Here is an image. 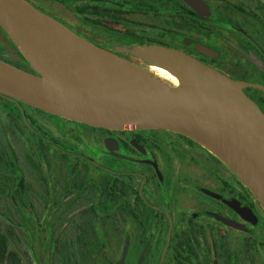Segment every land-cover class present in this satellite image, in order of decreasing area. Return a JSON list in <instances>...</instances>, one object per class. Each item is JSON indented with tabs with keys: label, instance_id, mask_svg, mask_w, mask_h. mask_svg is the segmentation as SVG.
<instances>
[{
	"label": "water",
	"instance_id": "water-1",
	"mask_svg": "<svg viewBox=\"0 0 264 264\" xmlns=\"http://www.w3.org/2000/svg\"><path fill=\"white\" fill-rule=\"evenodd\" d=\"M184 1L197 11L207 9L201 0ZM0 27L36 72L0 58L1 96L95 128L185 135L224 162L264 210V112L244 92L245 87L264 91V85L229 78L175 48L145 44L124 49L178 79L179 85L168 86L26 0H0ZM228 203L244 218L255 219L250 209ZM127 249L126 244L120 264Z\"/></svg>",
	"mask_w": 264,
	"mask_h": 264
},
{
	"label": "flooded vegetation",
	"instance_id": "flooded-vegetation-1",
	"mask_svg": "<svg viewBox=\"0 0 264 264\" xmlns=\"http://www.w3.org/2000/svg\"><path fill=\"white\" fill-rule=\"evenodd\" d=\"M26 1L96 46L149 71L152 66L118 49L158 44L183 51L234 80L251 82L253 73L264 76L260 19L264 0H201L207 8L201 11L184 0ZM153 34L165 39L155 40ZM7 58L35 73L26 59ZM244 92L264 109V91L245 87ZM55 118L62 125L68 123L70 157L112 174L116 181L137 184L134 190L146 203L171 214L173 220L179 200L189 198L202 208L192 217L203 223L236 226L246 232L264 226V210L250 190L224 162L191 138L168 130L114 131ZM228 202L250 209L255 219L244 218ZM186 213V219H179L191 220L189 211L182 212Z\"/></svg>",
	"mask_w": 264,
	"mask_h": 264
},
{
	"label": "trees",
	"instance_id": "trees-1",
	"mask_svg": "<svg viewBox=\"0 0 264 264\" xmlns=\"http://www.w3.org/2000/svg\"><path fill=\"white\" fill-rule=\"evenodd\" d=\"M28 108L0 96V124L25 145L19 152L0 130V264H118L126 244L125 264H160L171 221L163 264H245L247 258L264 264L256 251L262 237L248 235L237 251L211 223L179 219L187 213L173 220L138 189L70 157L68 144L40 127Z\"/></svg>",
	"mask_w": 264,
	"mask_h": 264
},
{
	"label": "rangeland",
	"instance_id": "rangeland-1",
	"mask_svg": "<svg viewBox=\"0 0 264 264\" xmlns=\"http://www.w3.org/2000/svg\"><path fill=\"white\" fill-rule=\"evenodd\" d=\"M261 21L264 24V15L260 16ZM264 33V32H263ZM154 34L156 35H160L161 34H157L154 32ZM153 34V37L155 40H164L165 38H159V37H155V35ZM163 37V36H162ZM145 45V44H144ZM124 49L127 48H119V51H124ZM125 52V51H124ZM0 53L5 54L7 57H9L11 60H16L19 58H24L21 50L19 49V47L12 41V39L6 34V32L0 28ZM6 56H2L1 55V59L7 61L6 59H8ZM249 58L251 59V57L249 56ZM254 60V59H251ZM16 64V62H14V65ZM17 65V64H16ZM19 66V65H18ZM31 70L33 72H35L32 68ZM29 72V71H28ZM32 73V72H31ZM36 73V72H35ZM152 73L154 75H156L158 78L163 79L162 77H160L156 72H154L152 70ZM251 78L252 81L250 83H257V84H262L264 85V76L263 74H257V73H253L251 74ZM165 81V83L168 86H174L175 84L163 79ZM177 84L179 85V81L177 79ZM264 96V94L262 95ZM28 114L32 117L33 120H35L37 122V124L42 127L46 132H48L50 135H52L53 137L60 139L61 142H64L65 144H68V123H64L65 125H62L59 120H57V118L41 112V111H36V110H28ZM7 126H5L4 124H0V130H4L6 131V136L3 135L4 137H7L9 141H11L12 143H14L17 146V149L19 152H21V149H24L25 145L22 141V138L19 136H13L12 132L9 130V128H7ZM17 141L20 143H17ZM15 146V147H16ZM137 185V184H136ZM134 185L133 188L135 189V187L137 188V186ZM188 198V197H187ZM200 209H202L199 204L195 201H193L192 199H184L182 200V198L179 200V203H177V206L174 207L173 211L175 214H181L183 211H189V217L193 216L197 211H200ZM170 216L172 217V215L170 214ZM173 219V218H172ZM185 225H187L186 222H184ZM210 224V223H206ZM211 225L217 226L223 233L225 232L227 234V237L230 241V246L232 249L237 250V251H243V242L244 240L247 238L248 235H251L253 237H262L263 240V245H264V226L260 229V228H254L251 229L250 231H247L245 234H243L242 232H240L237 229H234L233 227H224L222 225H219L217 223H211ZM173 227H174V221H173ZM131 235V233H130ZM209 244L213 247L215 244V242L213 241V238L209 236L208 239ZM218 246V245H217ZM257 252H261L262 255H264V246L263 248H258L256 250ZM122 255L120 254L119 256H117V260H118V264H120L121 260H122ZM166 256V255H165ZM126 261V258H125ZM124 261V264H125ZM165 261V259H164ZM163 261V262H164ZM163 264V263H162ZM245 264H252V262L247 258V262Z\"/></svg>",
	"mask_w": 264,
	"mask_h": 264
},
{
	"label": "bare ground",
	"instance_id": "bare-ground-1",
	"mask_svg": "<svg viewBox=\"0 0 264 264\" xmlns=\"http://www.w3.org/2000/svg\"><path fill=\"white\" fill-rule=\"evenodd\" d=\"M151 70L156 72L160 77L163 79L177 85V79L173 75H171L167 70L159 68V67H152Z\"/></svg>",
	"mask_w": 264,
	"mask_h": 264
}]
</instances>
